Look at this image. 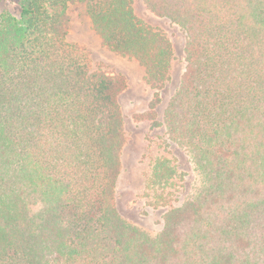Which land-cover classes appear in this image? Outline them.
Listing matches in <instances>:
<instances>
[{"label": "trees", "instance_id": "1", "mask_svg": "<svg viewBox=\"0 0 264 264\" xmlns=\"http://www.w3.org/2000/svg\"><path fill=\"white\" fill-rule=\"evenodd\" d=\"M73 1L0 12V264H264V0H142L186 36L161 124L200 177L155 234L116 207L127 81L66 40ZM77 1L100 43L143 67L154 119L171 41L134 0ZM173 172L155 158L146 187Z\"/></svg>", "mask_w": 264, "mask_h": 264}, {"label": "rangeland", "instance_id": "2", "mask_svg": "<svg viewBox=\"0 0 264 264\" xmlns=\"http://www.w3.org/2000/svg\"><path fill=\"white\" fill-rule=\"evenodd\" d=\"M19 0H0V12H16ZM135 13L146 23L162 30L172 44L173 58L169 79L160 90V102L155 107L154 119L143 117L153 98V89L146 82L143 67L135 59L118 55L100 43L80 1L68 5L69 26L66 40L76 43L88 52L94 67L124 75L127 86L119 95L124 116L126 141L121 151V172L116 186V207L130 223L155 234L162 227L167 209L190 198L200 186V177L194 169L190 154L170 139L161 124L166 102L177 88L185 69V33L167 18L149 12L142 0H134ZM142 113L135 119L134 113ZM166 157L173 168L170 179L160 185L146 187V178L157 157ZM158 202V203H155ZM36 210L37 205L30 206Z\"/></svg>", "mask_w": 264, "mask_h": 264}]
</instances>
